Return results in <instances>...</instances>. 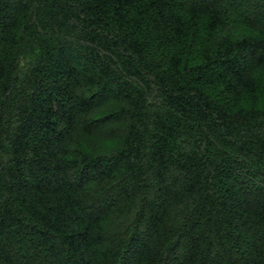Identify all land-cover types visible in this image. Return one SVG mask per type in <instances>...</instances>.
I'll list each match as a JSON object with an SVG mask.
<instances>
[{
  "label": "trees",
  "instance_id": "trees-1",
  "mask_svg": "<svg viewBox=\"0 0 264 264\" xmlns=\"http://www.w3.org/2000/svg\"><path fill=\"white\" fill-rule=\"evenodd\" d=\"M0 264H264V0H0Z\"/></svg>",
  "mask_w": 264,
  "mask_h": 264
},
{
  "label": "rangeland",
  "instance_id": "rangeland-1",
  "mask_svg": "<svg viewBox=\"0 0 264 264\" xmlns=\"http://www.w3.org/2000/svg\"><path fill=\"white\" fill-rule=\"evenodd\" d=\"M99 138V137H98ZM89 144L92 146V145H94V146H96V147H100V148H103L104 150H106V149H109V146L106 144L105 145V143L102 141V140H100V138L99 139H91L90 141H89Z\"/></svg>",
  "mask_w": 264,
  "mask_h": 264
}]
</instances>
